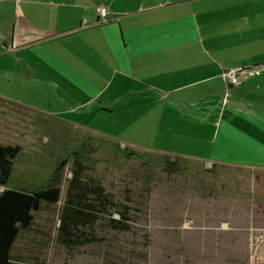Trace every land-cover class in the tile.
<instances>
[{
	"label": "crops",
	"instance_id": "1",
	"mask_svg": "<svg viewBox=\"0 0 264 264\" xmlns=\"http://www.w3.org/2000/svg\"><path fill=\"white\" fill-rule=\"evenodd\" d=\"M258 64L264 0H0V145L37 155V128L57 121L140 150L264 167V73L237 86L224 75Z\"/></svg>",
	"mask_w": 264,
	"mask_h": 264
},
{
	"label": "rangeland",
	"instance_id": "2",
	"mask_svg": "<svg viewBox=\"0 0 264 264\" xmlns=\"http://www.w3.org/2000/svg\"><path fill=\"white\" fill-rule=\"evenodd\" d=\"M44 124L35 134L37 155L20 141L25 147L8 186H44L61 168L60 199L41 201L18 232L10 249L14 264H264V167L185 158L182 172L169 174L156 164L158 152L57 121ZM76 153L89 166L88 176L131 206L132 221L125 232L101 226V242L68 251L56 235ZM18 168H25L24 176L15 179Z\"/></svg>",
	"mask_w": 264,
	"mask_h": 264
},
{
	"label": "trees",
	"instance_id": "3",
	"mask_svg": "<svg viewBox=\"0 0 264 264\" xmlns=\"http://www.w3.org/2000/svg\"><path fill=\"white\" fill-rule=\"evenodd\" d=\"M20 151L18 145H0V264H14L10 256L12 244L18 232L30 225L33 212L39 209L41 201L57 202L60 199L61 168L55 170L42 187L8 186ZM78 155L76 153L72 159L71 177L59 213L56 235V242L68 251L101 242L98 231L101 226L125 232L130 229L129 221H132L131 206L106 191L97 178L88 176L89 166ZM160 155L156 164L164 172H182L184 157L168 153ZM125 198L131 201L127 194ZM114 212L118 214L117 218L113 217ZM103 221L106 226L101 224Z\"/></svg>",
	"mask_w": 264,
	"mask_h": 264
},
{
	"label": "built area",
	"instance_id": "4",
	"mask_svg": "<svg viewBox=\"0 0 264 264\" xmlns=\"http://www.w3.org/2000/svg\"><path fill=\"white\" fill-rule=\"evenodd\" d=\"M96 12L102 17V21H105V15L107 9L102 6H96ZM264 73V64L249 65V66H234L227 69L224 75L231 86H237L242 80L258 76Z\"/></svg>",
	"mask_w": 264,
	"mask_h": 264
}]
</instances>
